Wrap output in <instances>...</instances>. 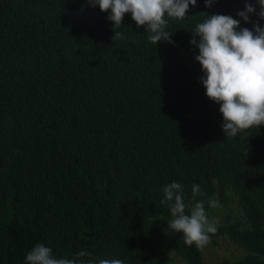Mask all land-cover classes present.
Returning <instances> with one entry per match:
<instances>
[{
	"label": "trees",
	"instance_id": "obj_1",
	"mask_svg": "<svg viewBox=\"0 0 264 264\" xmlns=\"http://www.w3.org/2000/svg\"><path fill=\"white\" fill-rule=\"evenodd\" d=\"M245 3L197 0L169 19L174 43L153 45L130 13L114 41L110 10L87 0H0V264H25L37 243L58 258L209 264L168 227L171 182L186 212L198 184L221 214L211 240L240 253L218 264H264V125L225 135L190 43L210 14L264 27L238 16Z\"/></svg>",
	"mask_w": 264,
	"mask_h": 264
},
{
	"label": "clouds",
	"instance_id": "obj_2",
	"mask_svg": "<svg viewBox=\"0 0 264 264\" xmlns=\"http://www.w3.org/2000/svg\"><path fill=\"white\" fill-rule=\"evenodd\" d=\"M211 6L213 0H204ZM93 7L99 6L103 12H109L108 19L114 22L113 40L126 39L116 29L124 25V17L130 13L137 27L146 26L148 41L157 45L161 41L174 43L173 32L166 28L169 19L183 20L188 16L189 6H195L197 0H87ZM255 4L259 5V12ZM246 0L245 9L238 16L253 23L250 14L255 13L264 19V0ZM190 43L199 48L195 57L202 66L200 77L209 99L220 105L223 115L222 129L228 138L264 125V27L257 21L253 28L241 27V21L231 15L210 14L196 24ZM199 38L198 40L196 38ZM164 200L168 204L171 219L168 227L182 233L186 245L205 248L212 235L218 231V219H210L205 208L207 194L200 185H192L190 213L184 200V188L179 182H171L162 188ZM209 208L220 207L215 198L207 199ZM25 264H125L119 258L97 259L87 249L77 251L72 258H58L50 246L35 244L26 253Z\"/></svg>",
	"mask_w": 264,
	"mask_h": 264
},
{
	"label": "rangeland",
	"instance_id": "obj_3",
	"mask_svg": "<svg viewBox=\"0 0 264 264\" xmlns=\"http://www.w3.org/2000/svg\"><path fill=\"white\" fill-rule=\"evenodd\" d=\"M210 219H218L221 220V214L220 213H211L209 214ZM204 258L209 262V264H218V262L226 256H229L231 254H238L240 253V250L234 246L232 243L220 240L217 243L211 242L202 249ZM173 264H184V261L180 258H175Z\"/></svg>",
	"mask_w": 264,
	"mask_h": 264
}]
</instances>
